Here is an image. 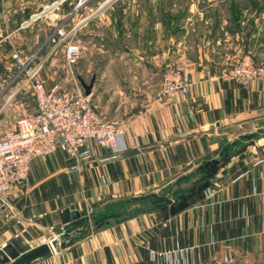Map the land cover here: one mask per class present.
Wrapping results in <instances>:
<instances>
[{"label": "crops", "instance_id": "1", "mask_svg": "<svg viewBox=\"0 0 264 264\" xmlns=\"http://www.w3.org/2000/svg\"><path fill=\"white\" fill-rule=\"evenodd\" d=\"M55 1L0 0V113L27 86L20 63L34 56L30 64L52 67L46 42L57 17L41 11ZM255 4L249 15L214 16V3H190L183 17L173 11L170 31L162 10L131 17L122 6L102 18L99 32L119 40L102 50L113 61L98 65L91 98L122 121L127 148L114 156L89 142L80 162L59 150L33 159L27 180L0 198V249L12 243L24 253L56 238L65 246L33 264H203L227 254L235 264H264V81L220 78L245 53L264 65V3ZM172 65L185 71L189 91L161 96L162 72ZM252 140L244 158L207 177L206 162ZM203 183L187 204L177 202ZM151 194L172 203L142 198ZM144 201L147 209L116 216ZM83 203L90 224H63L61 211ZM112 213L115 223L92 226Z\"/></svg>", "mask_w": 264, "mask_h": 264}, {"label": "built area", "instance_id": "2", "mask_svg": "<svg viewBox=\"0 0 264 264\" xmlns=\"http://www.w3.org/2000/svg\"><path fill=\"white\" fill-rule=\"evenodd\" d=\"M84 2L80 0L79 5ZM59 33L67 34L64 29H59ZM79 50L77 43H70L65 51L67 58L73 59ZM33 58L20 65L26 68L32 83L36 110L18 117L14 128L0 136V198L27 179L35 158L60 150L80 162L90 155L86 148L89 142L109 148L114 156L127 148L122 143L125 129L118 120L101 114L85 93L69 90L61 82L49 84L39 78V67L30 64ZM221 77L241 84L264 80V66L256 65L247 54ZM190 85L182 69L171 67L163 74L160 94H186ZM203 264H235V258L227 254Z\"/></svg>", "mask_w": 264, "mask_h": 264}, {"label": "rangeland", "instance_id": "3", "mask_svg": "<svg viewBox=\"0 0 264 264\" xmlns=\"http://www.w3.org/2000/svg\"><path fill=\"white\" fill-rule=\"evenodd\" d=\"M79 1L80 0H58L55 1L54 3L47 5V7L42 9L41 12H48L46 13V15L49 16L55 15V17H57L56 30L54 31V33H52V35L49 36V39L46 42L47 44H49V46L52 47V51L50 52L48 61L46 63L49 66L51 63L52 67L50 69L46 67L47 71L45 70L42 71L38 65L34 66L31 64V66L39 67L37 68L38 69L37 76L39 78L46 79L48 82L49 80L53 81L54 83L61 82L67 89L72 91H79L82 93H85V90L82 86L81 80L89 84L91 79L96 75V69L98 65L103 64L107 59H109L108 62L113 61L112 59L113 56L111 54L104 55L102 50L104 49L108 50V48L111 49L115 47L116 42H118L119 40L117 37H114V32L112 31L108 32V34L105 35L103 33H100L97 26L98 22L101 21V19L106 16H111V15L116 16L117 11L122 6L126 7L127 12H132L130 13V16L134 14L133 11L135 12L138 11L140 15L146 13V16L148 17L154 15L160 16L161 15L160 11L162 10L163 13H167L169 19L168 28L170 31L177 21L176 12L174 13L173 11L177 9L178 16L183 17L185 14L187 15L190 3H198V5L201 6L202 8L207 4L214 3V5H216L215 8L210 10V13L213 14L214 16L216 14L217 16L218 15L230 16L231 12H233L234 14L237 12L239 14L240 11L244 12L245 9H248V11L246 12L248 13L247 15H249L256 10L255 3H264V0H114L99 15L92 17L88 24L81 26L75 30L76 26L83 19L94 13L106 0H83L85 2L81 3L80 5H79ZM53 5L55 6L54 8H52ZM49 7H51V9ZM166 8L167 10H165ZM164 10L167 12H164ZM41 12L38 13V17L42 15ZM57 14H60L61 16L60 15L57 16ZM69 14L70 17H68ZM243 15H246L245 12ZM59 29H64L67 34L61 35L59 33ZM70 43H77L80 46L79 53L73 59H68L65 53L66 48ZM247 54L251 55L256 65L259 66L262 65L257 61L253 53H245L241 55L239 58H237L236 61H234L231 65H229L224 70V72L231 66L236 65ZM171 67H178V66H174V65L169 66L162 73L164 74V72ZM23 71L24 72L22 75H24L25 77L24 79L27 86L24 89H21V91L17 94L16 101L13 102L12 105H9L6 111L0 113V136H2L3 133L6 132L7 130L14 128L16 119L18 117L33 113L36 110V102L33 95L32 83L27 78L26 68ZM183 73L184 76L186 77L184 70ZM221 76L220 78H222ZM159 95H161L160 88H159ZM91 96L92 94L89 95L90 98ZM91 100L93 102V98H91ZM116 120L122 123L121 120L119 119ZM199 191L200 188H196L194 190L192 189L189 191L190 193L188 192V194H186L183 199L178 200L177 202L180 204H187L189 201H191L194 198L195 194H197ZM176 195L177 193L173 194V196ZM149 206L150 203L146 201L141 202L139 204H126L123 210L120 211L121 215L119 216H121L122 218L131 216L134 213L147 209ZM109 215H107L103 221L98 220L99 218H97L95 221H92L93 222L92 226L94 228L95 227L99 228L98 226H96L99 222H102L101 226H103L106 223L107 224L115 223L117 220L116 217L114 216L115 213ZM86 223L87 225L90 224L88 219L83 221L82 226ZM84 235H81L80 237ZM51 240L52 239L48 241Z\"/></svg>", "mask_w": 264, "mask_h": 264}, {"label": "water", "instance_id": "4", "mask_svg": "<svg viewBox=\"0 0 264 264\" xmlns=\"http://www.w3.org/2000/svg\"><path fill=\"white\" fill-rule=\"evenodd\" d=\"M105 1L94 13L83 19L75 28L83 26L89 19L99 15L102 11H104L111 2ZM95 81V77H93L90 83H86L81 80L82 86L85 90V95L89 96L92 93V87ZM255 141H250L248 144L243 145L241 148L236 150L233 154L222 152L219 159H212L211 161L206 162L203 167L206 168L207 177H212L218 171L219 168H225V166L231 162L233 157L244 158L245 152L249 145H254ZM226 173V170L223 171ZM155 197L156 201L159 203V206H167L172 203V199L167 196H158L156 194H151L144 196L142 198ZM61 219L63 224L71 227V229H75L76 227L82 225L83 221L88 219V209L85 203L82 204V208L79 209L76 205H71L68 208H65L61 211ZM102 222H99L96 226L100 227ZM69 229V230H71ZM65 243H59L56 239L51 241H47L40 245H37L30 250L20 253L18 249L12 243H6L0 249V264H33L35 261L51 256L59 250V247H64Z\"/></svg>", "mask_w": 264, "mask_h": 264}, {"label": "trees", "instance_id": "5", "mask_svg": "<svg viewBox=\"0 0 264 264\" xmlns=\"http://www.w3.org/2000/svg\"><path fill=\"white\" fill-rule=\"evenodd\" d=\"M207 184L206 183H203L199 186L200 189H202L204 186H206ZM115 216V215H114ZM116 216H119L118 214Z\"/></svg>", "mask_w": 264, "mask_h": 264}, {"label": "bare ground", "instance_id": "6", "mask_svg": "<svg viewBox=\"0 0 264 264\" xmlns=\"http://www.w3.org/2000/svg\"><path fill=\"white\" fill-rule=\"evenodd\" d=\"M107 1H111V0H107Z\"/></svg>", "mask_w": 264, "mask_h": 264}]
</instances>
